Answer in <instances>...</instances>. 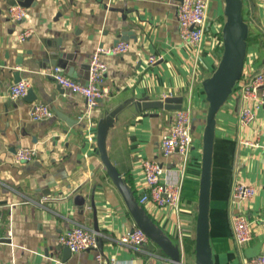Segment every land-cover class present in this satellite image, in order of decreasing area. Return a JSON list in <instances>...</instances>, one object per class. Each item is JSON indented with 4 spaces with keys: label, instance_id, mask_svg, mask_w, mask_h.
<instances>
[{
    "label": "crops",
    "instance_id": "crops-1",
    "mask_svg": "<svg viewBox=\"0 0 264 264\" xmlns=\"http://www.w3.org/2000/svg\"><path fill=\"white\" fill-rule=\"evenodd\" d=\"M180 1L0 0V264H95L93 251L64 254L58 243L59 233L75 224L98 228L99 251L118 264H159L169 258L175 264L195 263L207 110L202 82L215 71L223 52L224 0L209 1L207 29L197 48L179 36L175 9ZM242 1L249 32L244 67L257 69L264 62V0ZM20 2H28V18L10 19L9 5ZM24 29L31 35L19 41L17 35ZM120 37L132 47L125 54L103 56L107 73L102 86L109 94L81 120L84 98L46 76L44 71L52 65L43 68L40 60L61 53L57 63H62L65 54L72 53L73 70L68 61L65 73L86 82L91 53L123 40ZM150 55L156 57L151 64ZM16 71L29 83L33 101L9 98ZM167 96L179 97L182 109L190 110L193 141L185 161L176 152L163 157L159 145L178 110L136 108V101ZM35 102L48 105L53 116L32 121L29 111ZM240 102L234 92L216 115L208 211L213 264H246L264 254V108H258L253 125L243 129L238 124ZM101 120L108 124V159L138 203V215L154 232L139 247L119 241L138 220L101 163L96 144ZM89 134L95 136L92 143ZM242 138L253 145L240 143ZM24 146L36 150L34 160L14 164V152ZM148 159L163 165L161 181L180 185L177 209L139 203L146 191L141 162ZM237 177L257 187L245 207L253 222L252 238L242 246L234 240L230 217L235 209L229 194ZM76 195H81L82 205L74 202Z\"/></svg>",
    "mask_w": 264,
    "mask_h": 264
},
{
    "label": "built area",
    "instance_id": "built-area-1",
    "mask_svg": "<svg viewBox=\"0 0 264 264\" xmlns=\"http://www.w3.org/2000/svg\"><path fill=\"white\" fill-rule=\"evenodd\" d=\"M210 0H181L176 4L175 15L178 22V33L190 46L197 48L205 35L207 29V6ZM10 19L21 21L28 18V11L20 4L9 5L7 10ZM31 35L30 29H24L17 35L19 41H23ZM132 47L128 40H119L116 44L104 48L97 47L91 54L88 63V77L86 82H81L69 77L65 68L60 64H53L48 67L44 74L55 80L62 89L81 95L85 100V112L81 120L88 118L102 98L108 96L109 91L103 87L107 65L102 59L104 55L125 54ZM140 54V53H139ZM156 57L150 55L148 62L154 63ZM235 84L233 92L240 99L241 108L238 115V124L241 128H249L253 125L256 111L264 108V62L257 68H245ZM29 83L26 80H19L9 87V98L16 100L27 94ZM50 107L41 102H35L30 107L29 116L32 121L49 119L53 116ZM88 141L94 142L95 136L89 134ZM193 131L191 125L190 110L180 109L170 125V128L161 136L159 145L161 155L166 156L178 153L185 161L192 147ZM240 143L253 145L247 138H242ZM36 156V150L32 147H19L13 154L14 164L31 162ZM144 174L146 191L139 196L140 204L153 203L158 207H172L177 209L180 204L181 187L170 182H163L160 176L163 172V165L156 160H143L141 162ZM229 198L235 209L231 217L232 235L237 245L242 246L252 238V220L248 217L245 207L257 193L254 184L234 179ZM100 232L91 229L83 224L75 226L59 233L57 236L60 246L67 247L70 252L91 250L94 252L95 264H118L115 257L107 259L98 249V237ZM148 237L144 231L136 226L126 231L119 237V241L126 246L139 247L147 241ZM50 264H61L54 261ZM159 264H175L172 259H166ZM246 264H264V254L251 257Z\"/></svg>",
    "mask_w": 264,
    "mask_h": 264
},
{
    "label": "water",
    "instance_id": "water-1",
    "mask_svg": "<svg viewBox=\"0 0 264 264\" xmlns=\"http://www.w3.org/2000/svg\"><path fill=\"white\" fill-rule=\"evenodd\" d=\"M22 6H27L28 2H20ZM243 1L242 0H224L223 14L225 20L221 27L222 32V55L211 76L207 77L202 82V88L205 92L207 101V111L204 118V127L202 132L201 144V173L199 177V190H198V204L196 212L195 223V246L194 264H213L210 242H209V195L211 186V168H212V154L214 147V137L216 128V115L220 111L222 105L231 96L234 86L240 78L243 65L247 54V38H248V25L242 13ZM127 37V36H126ZM126 37H120L126 40ZM65 59L62 63H57V58L62 57L61 53L48 55L45 54L41 60V67H48L50 64H60L66 69V63L70 61V69L73 70L74 54H65ZM73 62V63H72ZM86 78L88 77V65H85ZM14 82L21 79L19 72L13 73ZM35 99L34 92L28 88L25 100L33 101ZM136 108L139 110H147V108L163 109V110H180L181 99L175 96H167L163 100H139L135 102ZM65 119L64 117H62ZM107 122L101 120L97 124L96 144L99 148L100 159L102 165L106 169V175L114 183L117 190L125 201L128 209L132 212L138 220L139 226L146 235L154 236V232L147 221L138 215V203L132 198L131 191L126 183H124L118 169L114 164L110 163L106 146H104V138L107 132ZM83 199L81 195H76L74 202L82 205ZM99 231L98 228H95ZM102 239L98 237V247H100ZM69 249L64 247V254H68Z\"/></svg>",
    "mask_w": 264,
    "mask_h": 264
},
{
    "label": "trees",
    "instance_id": "trees-1",
    "mask_svg": "<svg viewBox=\"0 0 264 264\" xmlns=\"http://www.w3.org/2000/svg\"><path fill=\"white\" fill-rule=\"evenodd\" d=\"M248 41H249V35H248V38H247V43H248Z\"/></svg>",
    "mask_w": 264,
    "mask_h": 264
},
{
    "label": "rangeland",
    "instance_id": "rangeland-1",
    "mask_svg": "<svg viewBox=\"0 0 264 264\" xmlns=\"http://www.w3.org/2000/svg\"><path fill=\"white\" fill-rule=\"evenodd\" d=\"M225 18V17H224ZM225 20V19H224ZM224 22V21H223ZM234 94V92L231 94V96ZM207 111V110H206Z\"/></svg>",
    "mask_w": 264,
    "mask_h": 264
}]
</instances>
